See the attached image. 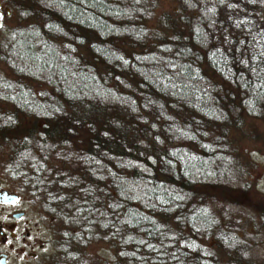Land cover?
Returning a JSON list of instances; mask_svg holds the SVG:
<instances>
[{"label": "trees", "instance_id": "trees-1", "mask_svg": "<svg viewBox=\"0 0 264 264\" xmlns=\"http://www.w3.org/2000/svg\"><path fill=\"white\" fill-rule=\"evenodd\" d=\"M179 1L154 28L146 0H7L24 23L0 74V140L32 189L70 176L66 264L88 263L98 223L118 251L105 264H254L224 261L244 245L212 204L246 173L238 141L264 113V0L223 19L212 0Z\"/></svg>", "mask_w": 264, "mask_h": 264}, {"label": "rangeland", "instance_id": "rangeland-1", "mask_svg": "<svg viewBox=\"0 0 264 264\" xmlns=\"http://www.w3.org/2000/svg\"><path fill=\"white\" fill-rule=\"evenodd\" d=\"M2 1L4 9L10 11L0 27V74L7 76L9 70L4 60L7 44L15 27L24 23V15L17 8H14L16 11L13 14L7 0ZM240 1L242 0H212L208 6L213 8L217 17L223 19L230 17L234 5ZM146 2H149L152 8L150 9L153 17L149 24L154 28L159 27L161 18L167 14L173 18L177 17L176 12L181 6L179 0ZM257 6L259 9L260 6ZM262 13L264 15V9ZM261 21L264 22V18H261ZM246 123L250 136L238 141L240 159L246 173L243 178L240 175L232 178L233 181L229 184L230 192L225 199L212 187L215 189L214 197L220 200L213 199L212 215L218 217L225 231L241 238L244 248L229 254L228 251L220 250L218 240L214 237L205 240V245L212 249L214 247L215 255L220 250L226 262L234 255L236 258L241 255L251 263L264 264V113L248 117ZM10 156L11 151L7 144L0 140V190L7 189L20 195V201L16 205H0V251L11 255V264H47L44 260L55 255H58V259H63L60 244L64 239V231L71 226L76 214V206L71 200L74 187L70 176L60 175L57 170V174H53L46 185H42L38 190L32 189L23 178L16 177L10 170ZM22 211L25 212L24 218L13 217L14 213ZM88 231L92 232V240L83 250L89 254H85L88 264L113 261L118 251L104 235L102 225L95 224Z\"/></svg>", "mask_w": 264, "mask_h": 264}, {"label": "flooded vegetation", "instance_id": "flooded-vegetation-1", "mask_svg": "<svg viewBox=\"0 0 264 264\" xmlns=\"http://www.w3.org/2000/svg\"><path fill=\"white\" fill-rule=\"evenodd\" d=\"M0 2H1V4H0V27H1V24L3 22V19L5 18V16H7L9 14L7 13V9L6 10L4 9V5H3L4 3H3V1L0 0ZM7 192L11 193L7 189L0 190V205H3V206L16 205L20 201V195L18 194L19 195V200L17 202L11 203V202H7V200H6L7 199ZM17 213H22V216L16 218L14 215L17 214ZM13 217L15 219H22V218L25 217V212L24 211H22V212H16V213L13 214ZM32 255H34V254H32ZM79 258L82 259V261H83V259L84 260H87V257H79ZM74 260H75V258H74ZM11 261H12V257H11V255L8 252L0 251V264H11ZM44 261L47 264H49L47 261L52 262L50 264H62L61 262H64L65 261V258L64 259H60V258L58 259V255L57 256L55 255L52 258H46ZM63 264H66V263H63Z\"/></svg>", "mask_w": 264, "mask_h": 264}, {"label": "water", "instance_id": "water-1", "mask_svg": "<svg viewBox=\"0 0 264 264\" xmlns=\"http://www.w3.org/2000/svg\"><path fill=\"white\" fill-rule=\"evenodd\" d=\"M1 4V2H0ZM8 13H10V11L8 10L7 11ZM7 202H11V203H15L19 200V195L17 193H9L7 192ZM16 218L17 217H21L22 216V213H17L14 215Z\"/></svg>", "mask_w": 264, "mask_h": 264}]
</instances>
